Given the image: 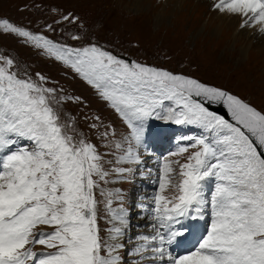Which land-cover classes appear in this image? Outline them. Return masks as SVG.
Returning <instances> with one entry per match:
<instances>
[{
    "label": "snow or ice",
    "instance_id": "obj_1",
    "mask_svg": "<svg viewBox=\"0 0 264 264\" xmlns=\"http://www.w3.org/2000/svg\"><path fill=\"white\" fill-rule=\"evenodd\" d=\"M210 9L264 33V0H213ZM78 21L69 14L56 23ZM4 35L89 86L124 131L95 116L86 134L62 114L80 97L59 81L22 71L19 57L0 54V264H264V112L227 90L126 60L94 41L61 43L0 18ZM151 121L193 126L200 135L185 137L192 143L170 154L184 162H162L151 197L153 234L132 236L125 193L108 186L129 182L131 166L142 163ZM169 189L173 194L165 195ZM98 193L107 235L98 222ZM206 211L210 226L195 251L174 254L187 232L184 220ZM37 245L56 251L37 253Z\"/></svg>",
    "mask_w": 264,
    "mask_h": 264
},
{
    "label": "rangeland",
    "instance_id": "obj_2",
    "mask_svg": "<svg viewBox=\"0 0 264 264\" xmlns=\"http://www.w3.org/2000/svg\"><path fill=\"white\" fill-rule=\"evenodd\" d=\"M166 1L0 0V18L8 19L18 26H24L54 41L74 45L78 41L73 40L72 36H83V29L86 26L81 30H73L75 23H56L67 14L56 10L53 5L64 11H75L88 24L93 35L105 42L110 40L109 44L115 47L113 54L122 58L128 54H138L152 63L163 64L162 66L170 67L175 72L180 71L186 76L200 78L208 84L240 95L264 112V34L255 27L251 31L247 27L239 32L238 24L237 28L235 26V29L229 33L225 28L227 26L221 27L224 18L210 9L213 2L211 0H192L187 9L186 7L183 9V4L180 6L174 1ZM49 24L56 28L55 32L47 30ZM7 48L12 50L10 55L13 58H24L27 61L20 60L26 63L33 75L40 73L50 80L59 81L69 95L81 98L82 102H70L64 105L62 114L74 120L86 134H90L89 125L96 122L90 118L95 116H99L105 125L114 126L118 132L124 131L123 124L114 111L101 102L84 82L70 79L72 75L70 72L65 75L66 70L59 64L37 55L31 48L23 47V41L18 38L0 36V54L9 55V52L5 53ZM21 70L24 69L21 67ZM176 126L169 124L167 127ZM93 142L99 144L94 135ZM101 151L104 149L102 148ZM190 151L194 152L196 149L192 148ZM149 158L142 152V163L138 165L144 168L145 165L148 167L149 163H154ZM168 159L184 162L183 157ZM151 166V173H155L154 165ZM174 168L177 169L173 173L175 183L179 179L178 166L174 165ZM146 184H149L148 179ZM118 185L108 187L119 188ZM155 191L156 187L152 191V196ZM136 193L137 191L134 190L131 196ZM139 194L135 197V204L141 201L138 198ZM172 194L171 189L165 193V195ZM98 198L101 201L100 206L98 204V211L104 210V197L98 194ZM125 207L131 206L125 204ZM99 226L102 235H105L102 229L106 227L102 224ZM45 231L51 229L45 228ZM202 236L203 234L196 237L193 248ZM47 250L56 251V249Z\"/></svg>",
    "mask_w": 264,
    "mask_h": 264
},
{
    "label": "bare ground",
    "instance_id": "obj_3",
    "mask_svg": "<svg viewBox=\"0 0 264 264\" xmlns=\"http://www.w3.org/2000/svg\"><path fill=\"white\" fill-rule=\"evenodd\" d=\"M169 1H174V3H176L177 5H180V6H182V4H183V9L186 7V9H187V7L188 6H190V5H188V4H190V2L192 1V0H167L166 2H169ZM195 1V0H194ZM199 1V0H198ZM201 1H205V0H201ZM212 1V0H211ZM180 8V7H179ZM178 8V9H179ZM224 19H222V21H223V23H221V27L223 26V25H225V26H227V27H225L227 30H228V32L230 33V31H232V29H235V28H237V24H238V26H239V22H238V20L237 19H234V18H230V17H223ZM236 26V27H235ZM235 27V28H234ZM247 28V27H246ZM241 29L242 28H240V30H239V32L241 31ZM249 31H251V30H253L254 28L253 27H248L247 28ZM258 29V28H257ZM256 33V32H255ZM250 34V33H249ZM249 38V37H248ZM245 39V38H244ZM248 43V42H247ZM248 47H250V44H249V46ZM257 52V51H256ZM262 52V51H261ZM161 123V125H167L168 126V124H166L164 121H161L160 122ZM165 127V128H163V127H158V128H156L153 132H152V134H151V139L154 141V143H153V145H155V144H157L158 142H161L162 140H163V137H164V135L165 134H168V132L167 131H170V130H172V129H175L176 127H178V126H176V127ZM150 149V148H149ZM144 154H146L147 156H149L148 155V153L147 152H144ZM141 164V163H140ZM144 164V163H143ZM132 166H134V165H132ZM136 166V165H135ZM120 185H122V184H120ZM202 215H204V214H202ZM204 226H205V223L203 222V220L200 218V221H199V223L198 224H196V225H194L193 227H192V230L190 231V232H186V234H185V237H183L182 239H181V242L179 243V245H177V246H175L174 247V253L175 254H178V255H180L182 252H185V250L186 251H188L189 249H191V248H193L194 247V245H195V243H196V237H199L201 234H203V231H204ZM194 240H195V242H194Z\"/></svg>",
    "mask_w": 264,
    "mask_h": 264
},
{
    "label": "water",
    "instance_id": "obj_4",
    "mask_svg": "<svg viewBox=\"0 0 264 264\" xmlns=\"http://www.w3.org/2000/svg\"><path fill=\"white\" fill-rule=\"evenodd\" d=\"M220 110L222 111L221 113L226 114L223 108H220Z\"/></svg>",
    "mask_w": 264,
    "mask_h": 264
}]
</instances>
